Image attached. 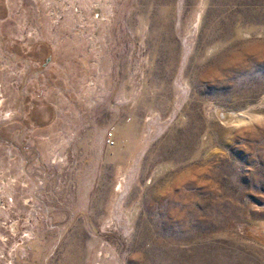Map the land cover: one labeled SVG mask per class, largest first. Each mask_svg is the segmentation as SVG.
I'll use <instances>...</instances> for the list:
<instances>
[{"label":"rangeland","instance_id":"374dc122","mask_svg":"<svg viewBox=\"0 0 264 264\" xmlns=\"http://www.w3.org/2000/svg\"><path fill=\"white\" fill-rule=\"evenodd\" d=\"M0 264H264V0H0Z\"/></svg>","mask_w":264,"mask_h":264},{"label":"bare ground","instance_id":"6f19581e","mask_svg":"<svg viewBox=\"0 0 264 264\" xmlns=\"http://www.w3.org/2000/svg\"><path fill=\"white\" fill-rule=\"evenodd\" d=\"M201 21V15L199 17V24ZM224 116V115H222ZM225 118H228V122H232V123H242L244 121V117L243 116H236V115H231V116H225Z\"/></svg>","mask_w":264,"mask_h":264}]
</instances>
